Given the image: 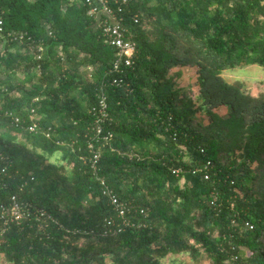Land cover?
<instances>
[{"label": "trees", "instance_id": "obj_1", "mask_svg": "<svg viewBox=\"0 0 264 264\" xmlns=\"http://www.w3.org/2000/svg\"><path fill=\"white\" fill-rule=\"evenodd\" d=\"M122 6L136 51L114 85L106 70L117 50L84 0H0L3 28L25 32L0 38V203L16 193L57 219L3 228L0 218L4 264H161L180 253L193 264H264V87L223 74L255 65L264 84V0ZM185 65L196 92L167 74ZM102 81L113 136L94 173L79 153L89 155L87 109ZM206 160L208 178L192 172ZM97 175L130 207L120 230L105 222L122 218Z\"/></svg>", "mask_w": 264, "mask_h": 264}, {"label": "built area", "instance_id": "obj_2", "mask_svg": "<svg viewBox=\"0 0 264 264\" xmlns=\"http://www.w3.org/2000/svg\"><path fill=\"white\" fill-rule=\"evenodd\" d=\"M125 1L126 0H84L85 4L88 5L87 12L93 15L96 27L101 29L106 40L117 50V55L113 57L106 70L108 82L114 85H120L122 82H125L123 75H125L126 68H131L136 51L135 40L127 34L128 30L125 25V17L121 13L123 8L122 3ZM131 18H133L134 21H138L135 15H132ZM23 35H25L24 31L16 33L11 30H5L2 25V19L0 18V38L2 37L3 40H6L11 37L16 38V36L22 37ZM105 85V81H102L99 85L97 84L95 100L87 109L92 120L91 123L86 125L83 134L86 138L85 144L89 155L86 156L83 153H79V158L83 161H88L94 173H96L98 169L101 148L110 144L113 136L111 129L105 126L112 120L108 111L106 94L104 92ZM30 111V117H35V110L31 108ZM9 114H11V112H9ZM13 119L16 124L19 123L18 115H13ZM35 127V121H32L26 126L29 131H35ZM50 130L51 127L49 126L48 129L44 131L46 136L50 135ZM78 149H80V146H78ZM191 170L192 172L203 171L204 177L208 178L210 175V162L209 160L203 161ZM182 171L183 169L181 167L172 168V172L176 174ZM97 178L99 180L101 192L107 197L109 203L114 206L115 210H117L118 216L122 218L121 223H114L111 217L106 218L105 222L113 226L115 225L116 230H120L125 224L131 223L130 219L126 217L130 207L127 202L119 199L105 178L98 175ZM183 181L184 179L182 177L181 182ZM214 200L215 196L211 198L212 204ZM0 218L2 219L3 228H5L9 222L20 223L22 220H30L32 218L39 221L48 218L57 222V219L51 216L43 207L34 206L31 202L20 199L16 193L10 194L7 204L3 202L0 203ZM106 232L107 230L104 231V233Z\"/></svg>", "mask_w": 264, "mask_h": 264}, {"label": "rangeland", "instance_id": "obj_3", "mask_svg": "<svg viewBox=\"0 0 264 264\" xmlns=\"http://www.w3.org/2000/svg\"><path fill=\"white\" fill-rule=\"evenodd\" d=\"M2 42H0V45ZM167 74H172L175 76V79L180 84H183L184 86L189 85L190 88L196 92L197 91V81H196V73H195V67L193 66H175L168 70ZM224 76L228 79H231L233 77H246L247 79L250 78L252 82L259 87H264V84L260 81L261 77L263 76V73L261 71V68L259 66L255 65H246V66H237L231 69L224 70L223 72ZM251 83L246 82V87H250ZM215 110L225 115L227 113V108L225 105H220L215 108ZM204 122H207V118H204ZM53 158V155L51 156ZM5 260L2 257V254L0 253V264H4ZM161 264H193L190 261V258L187 253H180V254H170L166 256ZM194 264H208L207 258H202L198 262H195Z\"/></svg>", "mask_w": 264, "mask_h": 264}, {"label": "crops", "instance_id": "obj_4", "mask_svg": "<svg viewBox=\"0 0 264 264\" xmlns=\"http://www.w3.org/2000/svg\"><path fill=\"white\" fill-rule=\"evenodd\" d=\"M185 66H187V65H185Z\"/></svg>", "mask_w": 264, "mask_h": 264}]
</instances>
